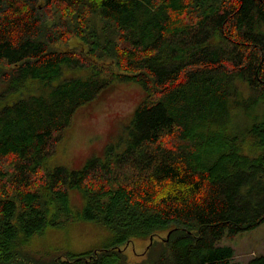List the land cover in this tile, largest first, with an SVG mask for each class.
Segmentation results:
<instances>
[{"label": "trees", "instance_id": "trees-1", "mask_svg": "<svg viewBox=\"0 0 264 264\" xmlns=\"http://www.w3.org/2000/svg\"><path fill=\"white\" fill-rule=\"evenodd\" d=\"M116 81L145 90L126 134L82 169L50 168L78 109ZM246 86L264 103V0H0V264H130L136 239V264H239L219 241L264 222V112L231 131ZM76 219L110 236L33 253Z\"/></svg>", "mask_w": 264, "mask_h": 264}, {"label": "rangeland", "instance_id": "rangeland-1", "mask_svg": "<svg viewBox=\"0 0 264 264\" xmlns=\"http://www.w3.org/2000/svg\"><path fill=\"white\" fill-rule=\"evenodd\" d=\"M76 42L72 40L70 45ZM78 74L77 71L67 70L62 78ZM244 88L247 98L244 108L248 111L237 113L231 129L241 137L249 136V127L264 112L263 100L249 87ZM144 97L145 90L140 83L116 81L111 84L96 99L78 109L72 125L66 129L56 151L50 156L48 166L82 169L89 159L104 157L107 146L126 134L135 110ZM70 204L75 214L83 209L85 198L79 189H70ZM109 236L110 231L94 221L76 219L65 229L51 227L41 237H35L32 251L36 256L49 248H56L62 254L68 251L81 252L101 247ZM148 243L149 240L136 239L122 246L130 264H136L144 257ZM219 244L234 248L233 262L248 264L254 257L264 254V222L233 238L225 237Z\"/></svg>", "mask_w": 264, "mask_h": 264}]
</instances>
